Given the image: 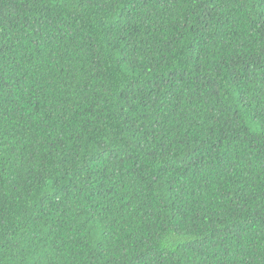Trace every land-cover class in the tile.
I'll list each match as a JSON object with an SVG mask.
<instances>
[{"label":"trees","instance_id":"1","mask_svg":"<svg viewBox=\"0 0 264 264\" xmlns=\"http://www.w3.org/2000/svg\"><path fill=\"white\" fill-rule=\"evenodd\" d=\"M0 264H264V0H0Z\"/></svg>","mask_w":264,"mask_h":264}]
</instances>
